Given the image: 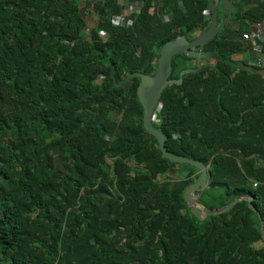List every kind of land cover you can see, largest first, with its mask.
Wrapping results in <instances>:
<instances>
[{"label":"trees","instance_id":"obj_1","mask_svg":"<svg viewBox=\"0 0 264 264\" xmlns=\"http://www.w3.org/2000/svg\"><path fill=\"white\" fill-rule=\"evenodd\" d=\"M249 3L154 113L167 149L208 168L198 202L239 199L197 217L184 190L198 171L161 157L139 78L112 74L152 75L165 42L208 26L209 0H0V264H264V69L233 57L264 22ZM196 62L175 55L171 77Z\"/></svg>","mask_w":264,"mask_h":264},{"label":"water","instance_id":"obj_2","mask_svg":"<svg viewBox=\"0 0 264 264\" xmlns=\"http://www.w3.org/2000/svg\"><path fill=\"white\" fill-rule=\"evenodd\" d=\"M233 1L234 0H209L210 21L208 26L190 36L180 35L175 39L165 42L159 49L156 65L154 66V73L152 75L135 71L127 73L123 79L116 81L112 74L113 80L118 86L131 82L134 77L139 78L136 87V96L142 106V125L144 130L156 139L161 157L174 163L188 164L198 171L196 179L189 183L184 190V198L187 201V205L190 211L197 217H201L203 213H220L221 211H226L239 199L233 200L216 210H210L198 202L195 198V191L206 188L210 179L207 166L198 159L188 158L169 151L165 145L166 135L160 128L153 124L152 115L156 110L162 92L166 87L173 84H181L182 78L185 74L196 72L198 70V68L182 69L179 72L177 79L172 78L171 62L175 55L181 54L185 57L195 59L198 62L201 59L215 58L213 52L201 49V47L221 31L225 30V24L227 21H237L239 14L234 18L231 17ZM218 4L221 5L225 12L220 22L216 11ZM251 198V196H246L248 201H250ZM259 221L260 235L264 238V224L260 215Z\"/></svg>","mask_w":264,"mask_h":264},{"label":"crops","instance_id":"obj_3","mask_svg":"<svg viewBox=\"0 0 264 264\" xmlns=\"http://www.w3.org/2000/svg\"><path fill=\"white\" fill-rule=\"evenodd\" d=\"M238 1L239 0H234L233 1L232 14H231L232 18H234V15H235V12H236V7L234 6V4L236 2H238ZM256 2H264V0H247V3L250 4V5H248V7L253 5V4H255ZM128 5H130V4H128ZM128 5H124V8L122 10L123 12H124V10L129 8ZM218 6H219V4H218ZM238 9H240V8H238ZM216 11H217L218 20L220 22L222 17L224 16V13H225L224 9H222V7L220 9H218V7H217ZM206 15H208V13H206ZM89 16L90 15L88 14V17L86 16V19L90 21L91 18ZM247 25H248L247 27H244L242 29L243 32H248V31H252L253 30V27H252V25L250 23H248ZM238 27H239L238 26V22L234 21V20H229L225 24L226 32L235 31V30L238 29ZM243 42L245 44V49L242 50L241 52L235 54L233 57H234V59L236 61L242 62V63H244L246 65L248 64L249 66H253L254 65L253 63H254V60H255V57H256V51H257L256 44L252 43L251 41H244L243 40ZM210 62H212V64H213L214 61H213L212 58L201 59L199 62L198 61L196 62V66L197 67H195V68L200 69L201 67H204L207 64H210ZM172 173H174L176 176H179L181 174V177L183 178V175L187 174V170L185 171V169H182L181 167H178V168H176V171H175V168H174Z\"/></svg>","mask_w":264,"mask_h":264},{"label":"built area","instance_id":"obj_4","mask_svg":"<svg viewBox=\"0 0 264 264\" xmlns=\"http://www.w3.org/2000/svg\"><path fill=\"white\" fill-rule=\"evenodd\" d=\"M129 12H123L121 17H114L116 24L123 22V17H125L128 13L134 12L136 9H139V5H128ZM124 8V7H123ZM165 18V17H164ZM253 30L249 32L243 33V39L247 41H251L256 44L257 51L256 57L254 60V65L264 69V22H255L252 24ZM104 34V33H101ZM152 120H154V114L152 115ZM256 183H254L255 185Z\"/></svg>","mask_w":264,"mask_h":264},{"label":"rangeland","instance_id":"obj_5","mask_svg":"<svg viewBox=\"0 0 264 264\" xmlns=\"http://www.w3.org/2000/svg\"><path fill=\"white\" fill-rule=\"evenodd\" d=\"M89 10H91V9L89 8ZM125 11H126V12H129L128 9L124 10V12H125ZM94 17H95V16H93V14H91V16H90L91 21H88L90 25H91L92 23H94V20H95ZM90 25H89V26H90ZM207 61H208V60H207ZM211 63H212V62H211ZM195 198H196V195H195Z\"/></svg>","mask_w":264,"mask_h":264},{"label":"clouds","instance_id":"obj_6","mask_svg":"<svg viewBox=\"0 0 264 264\" xmlns=\"http://www.w3.org/2000/svg\"><path fill=\"white\" fill-rule=\"evenodd\" d=\"M156 108H157V107H156ZM155 112H156V110L154 111V113H155ZM154 113H153V114H154ZM152 122H153V120H152Z\"/></svg>","mask_w":264,"mask_h":264}]
</instances>
